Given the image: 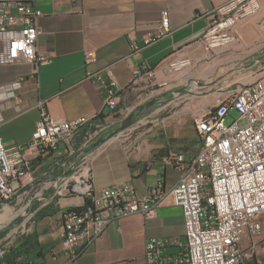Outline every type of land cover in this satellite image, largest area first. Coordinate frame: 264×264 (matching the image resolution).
<instances>
[{"label": "crops", "instance_id": "0c3cea01", "mask_svg": "<svg viewBox=\"0 0 264 264\" xmlns=\"http://www.w3.org/2000/svg\"><path fill=\"white\" fill-rule=\"evenodd\" d=\"M29 1L42 11L38 48L49 62L39 64L36 71L24 61L0 63V136L8 147L21 145L31 162L18 190L27 191L32 231L26 237L28 251L17 260L148 264L145 244L155 237L168 240L162 254L172 257L161 264H188L175 259L184 250V218L181 207L170 197L151 218L134 213L110 221L96 241L69 260L60 243L62 212L82 204L84 197L61 192V180L85 163L97 190L131 184L136 195L143 196L150 188L174 186L180 172L165 164L163 156L169 151L187 159L194 156L201 145L196 118L260 74L255 72L264 63V0H258L259 11L237 27L236 39L210 48L203 38L205 32L236 0ZM164 10L168 11L169 31L145 44ZM88 53L94 59L90 64L85 63ZM245 57H249L248 74L240 71ZM137 68L141 72L135 75ZM248 76L253 78L244 82ZM17 80H21L20 87L13 86ZM102 81L117 89L120 115L104 108ZM151 100L155 104L150 109L118 130L125 118ZM41 104L60 118H91L78 132L77 146L83 143V131L91 133L85 147L98 138L104 140L71 156L62 148L30 147ZM97 112L102 113L93 117ZM260 219L261 233H245L241 239L244 264H264V213ZM0 246L6 249L1 240Z\"/></svg>", "mask_w": 264, "mask_h": 264}, {"label": "built area", "instance_id": "2783aa9c", "mask_svg": "<svg viewBox=\"0 0 264 264\" xmlns=\"http://www.w3.org/2000/svg\"><path fill=\"white\" fill-rule=\"evenodd\" d=\"M233 2L229 4V7ZM205 32L208 48L236 39V29L243 20L260 9L258 0H236ZM42 11L29 0H0V63L24 61L36 71L49 57L38 48L41 32L38 19ZM169 31L168 11L164 10L155 31L145 44L157 41ZM92 53L85 63L93 61ZM141 69L134 71L140 74ZM21 80L14 87L21 86ZM104 108L120 115L117 89L102 81ZM1 94V92H0ZM6 95L2 96L5 98ZM1 99V96H0ZM234 109L238 116L226 123ZM102 112H97V117ZM91 121L90 117L60 118L48 112L43 104L32 132L30 147L62 151L76 155L85 147L91 133L83 131V143L76 145L78 132ZM243 121V122H242ZM195 130L201 139L199 151L190 158L169 151L164 163L180 172L170 189L150 188L137 196L131 184H120L97 190L90 167L83 163L61 180L62 192L84 197L82 204L62 212L61 248L69 260L78 257L86 246L96 241L112 220L141 213L145 218L155 215L158 206L170 197L182 209L185 243L176 261L188 264H244L245 252L240 246L245 233L260 234L264 213V63L260 74L240 84L232 99L219 102L205 115L196 118ZM101 125L98 124L97 128ZM30 160L23 147H8L0 136V204L9 200L29 174ZM168 240L150 238L145 244L148 264H161L171 256L162 252ZM7 249L0 246V264ZM15 264H45L35 258L18 259Z\"/></svg>", "mask_w": 264, "mask_h": 264}, {"label": "rangeland", "instance_id": "374dc122", "mask_svg": "<svg viewBox=\"0 0 264 264\" xmlns=\"http://www.w3.org/2000/svg\"><path fill=\"white\" fill-rule=\"evenodd\" d=\"M250 16L246 17L243 22L246 21ZM248 59L249 57H245L244 60L240 61V71L244 74H248L250 71L248 70L247 66L249 62ZM261 67L262 64L259 65V68L257 67L255 73L260 72ZM252 78L248 76L247 78L243 79V81L246 82L251 80ZM233 87H235V84L228 87V90H231ZM230 99H232V93L227 98V100ZM237 116V111L232 109L230 111V114L226 117V123H229L233 120V118ZM26 192V189L17 190V192L10 198V201L6 204V206H2L3 208L0 207V240L4 243L7 250L13 247L16 242H21L26 237L30 236V233L32 231V217L30 216L31 209L29 208V201ZM18 196H20L19 201H17Z\"/></svg>", "mask_w": 264, "mask_h": 264}, {"label": "water", "instance_id": "95a60500", "mask_svg": "<svg viewBox=\"0 0 264 264\" xmlns=\"http://www.w3.org/2000/svg\"><path fill=\"white\" fill-rule=\"evenodd\" d=\"M154 104H155L154 100H151V101L143 104L142 106L138 107L136 111H133L127 118H125L121 122V125L118 128V130H122V129L128 127L129 125H131L132 123H134L137 120V118L143 114V112L150 109ZM103 140H104L103 137L98 138L96 141H94L92 144H90L85 151H88V150L92 149L93 147L99 145Z\"/></svg>", "mask_w": 264, "mask_h": 264}, {"label": "trees", "instance_id": "16d2710c", "mask_svg": "<svg viewBox=\"0 0 264 264\" xmlns=\"http://www.w3.org/2000/svg\"><path fill=\"white\" fill-rule=\"evenodd\" d=\"M86 149L87 147L83 148L80 153L82 154ZM26 239L27 238H25V240H23L19 246H13L7 250L4 258L8 264H15L17 262V258L28 251L26 247L28 241Z\"/></svg>", "mask_w": 264, "mask_h": 264}]
</instances>
